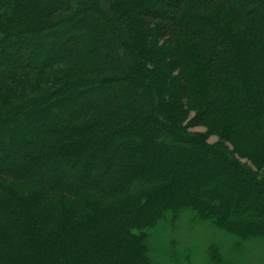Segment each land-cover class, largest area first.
<instances>
[{"label":"trees","instance_id":"1","mask_svg":"<svg viewBox=\"0 0 264 264\" xmlns=\"http://www.w3.org/2000/svg\"><path fill=\"white\" fill-rule=\"evenodd\" d=\"M188 209L264 241V0H0V264H156Z\"/></svg>","mask_w":264,"mask_h":264},{"label":"rangeland","instance_id":"2","mask_svg":"<svg viewBox=\"0 0 264 264\" xmlns=\"http://www.w3.org/2000/svg\"><path fill=\"white\" fill-rule=\"evenodd\" d=\"M195 115L190 112L188 121ZM191 131L206 133L207 128L199 126ZM219 139L212 135L208 142ZM149 234V255L156 264H264L263 240H242L211 222L200 221L190 209L178 217L170 215ZM212 246H217L220 260L213 261Z\"/></svg>","mask_w":264,"mask_h":264}]
</instances>
